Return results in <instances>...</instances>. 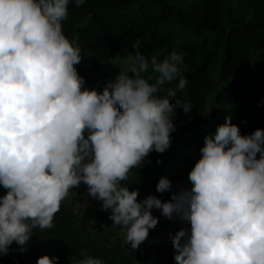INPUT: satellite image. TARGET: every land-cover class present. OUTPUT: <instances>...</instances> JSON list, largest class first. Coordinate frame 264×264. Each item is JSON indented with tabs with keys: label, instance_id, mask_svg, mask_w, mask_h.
<instances>
[{
	"label": "clouds",
	"instance_id": "9594fccd",
	"mask_svg": "<svg viewBox=\"0 0 264 264\" xmlns=\"http://www.w3.org/2000/svg\"><path fill=\"white\" fill-rule=\"evenodd\" d=\"M70 3L0 0V185L7 190L0 195V255L14 242L27 251L34 230L52 228L70 190L83 182L111 210L113 224L127 229L133 249L158 225V209L187 225L169 233L176 264H264V128L244 134L227 115L204 135L190 187L173 190L164 175L156 190L170 191V199H138L131 170L171 146L177 108L193 107L183 96L184 56L173 50L148 57L137 38L128 67L102 90L85 87L79 34L64 30ZM80 256L71 264H106L88 248ZM36 264L60 258L46 253Z\"/></svg>",
	"mask_w": 264,
	"mask_h": 264
},
{
	"label": "trees",
	"instance_id": "16d2710c",
	"mask_svg": "<svg viewBox=\"0 0 264 264\" xmlns=\"http://www.w3.org/2000/svg\"><path fill=\"white\" fill-rule=\"evenodd\" d=\"M63 24L69 36L79 34L84 59L77 68L86 82L126 44L135 55L137 38L148 57L163 59L173 50L184 56L188 84L183 96L193 107L188 112L177 108L171 146L164 153L152 151L142 167L131 170L128 182L139 188L138 199L149 194L170 199V191L156 190L164 175L172 179L173 190L182 185L190 166L171 172H165V166L185 134L199 129L207 109L214 129L229 114L244 134L264 128V0H85L79 6L71 0ZM149 74L153 80L157 75ZM210 98L212 108L207 105ZM160 158L163 162L157 163ZM6 191L0 185V195ZM153 212L160 216L155 233L185 226L179 218ZM34 231L27 251L14 242L7 255H0V264H36L46 253L58 255L60 264H71L81 258L82 248L106 264H176L163 248L143 255L141 246L126 245L125 237L75 210L67 198L55 214L54 226Z\"/></svg>",
	"mask_w": 264,
	"mask_h": 264
},
{
	"label": "rangeland",
	"instance_id": "374dc122",
	"mask_svg": "<svg viewBox=\"0 0 264 264\" xmlns=\"http://www.w3.org/2000/svg\"><path fill=\"white\" fill-rule=\"evenodd\" d=\"M133 57L134 53L131 50L130 45L126 44L117 54L113 55L100 68L94 71L93 79L85 82V87L102 89L107 80L115 78L120 72V67H128L131 64ZM207 105L208 108H212V98L209 99ZM215 130L216 129L212 128V121L207 109L202 116L199 129L196 132H187L170 153L165 166V172H171L183 165H189L190 172L201 155L200 148L204 143V135L209 132H214ZM188 174L182 185L190 187L191 182L188 180ZM66 198L75 210L84 211L90 219L97 221L106 227L112 228L121 236L126 237L127 229L124 226L113 224L111 210H104L101 206L102 201L95 199L88 194V186L85 183L81 182L78 186H74L73 190H70L69 195ZM185 226L187 225L185 224ZM179 229L180 228L165 230L158 233L153 231V233L150 234L140 245L143 255L147 252L163 248L169 255L174 257L175 249L173 244L159 243L158 240L165 238L170 240L169 233H175ZM158 234H160V237Z\"/></svg>",
	"mask_w": 264,
	"mask_h": 264
},
{
	"label": "built area",
	"instance_id": "2783aa9c",
	"mask_svg": "<svg viewBox=\"0 0 264 264\" xmlns=\"http://www.w3.org/2000/svg\"><path fill=\"white\" fill-rule=\"evenodd\" d=\"M152 233H153V230L151 229V230H150V234H152ZM158 236L160 237V234H158ZM158 242H159V243H166V244H173L172 241H171V240H168L167 238H165V239H160V240H158Z\"/></svg>",
	"mask_w": 264,
	"mask_h": 264
}]
</instances>
